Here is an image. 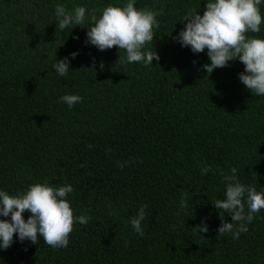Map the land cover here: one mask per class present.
I'll return each instance as SVG.
<instances>
[{"label": "trees", "instance_id": "1", "mask_svg": "<svg viewBox=\"0 0 264 264\" xmlns=\"http://www.w3.org/2000/svg\"><path fill=\"white\" fill-rule=\"evenodd\" d=\"M128 2L0 0V191L70 184L74 217H90L74 223L66 248L14 234L0 264H264V209L233 239L218 236L213 206L225 198L221 170L236 168L240 183L264 191V96L240 82V61L209 75L207 49L193 53L174 39L184 16L202 15L209 0H134L158 13L153 42L141 49L153 43L152 65L86 43L91 14ZM58 4L83 6L84 24L61 31ZM258 7L260 32L248 35L264 39V0ZM65 57L70 71L60 77L53 64ZM64 95L83 99L69 108ZM206 166L213 171L201 174ZM141 206L142 237L130 223ZM203 224L207 233L193 232Z\"/></svg>", "mask_w": 264, "mask_h": 264}, {"label": "clouds", "instance_id": "2", "mask_svg": "<svg viewBox=\"0 0 264 264\" xmlns=\"http://www.w3.org/2000/svg\"><path fill=\"white\" fill-rule=\"evenodd\" d=\"M261 2L262 0H209L202 15L192 9L184 16V28L174 39L181 47H190L193 53L207 49L210 63L202 67L209 75L216 68L226 67L229 61H240L244 65V71L239 74L240 82L249 92L264 96V39L248 35L260 32L262 16L258 6ZM85 14L83 6L71 11L62 4L55 6V16L61 31L83 25ZM156 15L158 13L149 10H137L134 0H129L123 8L109 5L99 18L95 14L90 15L94 26L86 33V43L101 51L117 46L119 50L126 51L125 62L152 65L153 60L160 59L153 50V43L148 51L142 52L141 49L146 43L153 42V27H159ZM70 55L75 58L77 53ZM100 67L102 70L103 63ZM53 68L60 77H65L70 71L68 58L56 59ZM59 99L71 108L82 102L83 98L79 95H64ZM127 163L118 162L117 166L123 168ZM209 171H213L211 166L201 168V174ZM236 173V168L231 169V174L220 171L226 189L225 198L217 200L213 205L221 218L218 236L230 233L233 239H238L241 233L246 232L247 225L255 218V214L264 209V191H257V185L240 183ZM73 191L70 184L50 186L47 183L31 185L24 193L16 196L0 191V216H10V220L0 219V249L6 250L12 245L14 234L20 242L27 239L37 244L42 237L44 243L52 248H66L74 223L86 225L90 219L86 215L74 217L66 200L67 195ZM186 195L185 193L184 196ZM180 206L187 207L183 197ZM145 207L141 206L137 215L130 220L131 226L141 237L144 235L141 225L145 219ZM25 211L30 213L26 220L22 215ZM221 213L230 215L231 221L225 220V215ZM192 229L196 234L207 233L209 230L207 224Z\"/></svg>", "mask_w": 264, "mask_h": 264}]
</instances>
